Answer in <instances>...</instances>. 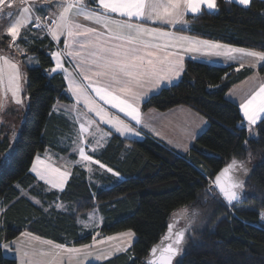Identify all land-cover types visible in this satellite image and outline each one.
<instances>
[{"label": "trees", "instance_id": "1", "mask_svg": "<svg viewBox=\"0 0 264 264\" xmlns=\"http://www.w3.org/2000/svg\"><path fill=\"white\" fill-rule=\"evenodd\" d=\"M216 5L213 12L187 16L184 32L264 52V0H252L248 8L226 0H216ZM28 35L34 42L16 43L38 66L27 68L29 107L13 147L4 127L0 129V156L11 153L0 170V244L24 231L59 244L90 243L93 233L81 234L78 220L98 209L104 219L100 237L126 230L136 235L126 252L100 264H147L150 250L168 243L163 238L173 215L185 209V223L174 231L185 228L191 217L195 222L181 245V264H264V123L258 122L249 134L238 104L227 98L232 88L253 75V68L187 60L178 83L162 89L142 107L143 111L154 108L163 112L185 106L207 119L206 130L185 154L150 137L114 135L93 156L118 172L122 180H99L101 185L114 183L100 187L77 166L62 192L43 193L31 167L46 148L65 152L58 139L70 130V124L52 109L58 101L70 100L63 76L50 72L55 44L40 31ZM10 44V38L0 37L2 52L13 48ZM259 73L264 77V63ZM233 158L243 163L244 170L234 171L243 186L240 200L230 207L213 180ZM21 190L39 198L45 207L60 201L67 208L47 210L22 197ZM0 264H17V260L6 257L0 247Z\"/></svg>", "mask_w": 264, "mask_h": 264}, {"label": "snow or ice", "instance_id": "2", "mask_svg": "<svg viewBox=\"0 0 264 264\" xmlns=\"http://www.w3.org/2000/svg\"><path fill=\"white\" fill-rule=\"evenodd\" d=\"M17 2L18 13L6 10L12 9ZM236 2L248 8L252 0H236ZM204 5L210 10L217 7L216 0H64L63 3L55 5L57 12L44 18L34 8L32 0H0V17H6L11 21L6 28V36L10 38V46L15 47L21 54L25 49L16 42L18 40L21 43L34 42L29 40L28 35L33 29L45 31L57 45L60 44L61 37H64L63 49L58 48L57 51L50 53L55 61V66L50 72L64 73L68 91L75 97L76 103L82 102L87 112L94 113L100 123L115 129V132L121 136L128 134L139 136L140 132L130 122L110 112L109 108L115 109L117 113H123L124 117L134 121L135 125H142L141 101L147 103L150 99L147 93L152 88H159L165 81L170 84L173 78L180 75L183 68L181 52L207 54L213 49H222L215 54L225 55L230 59L243 60L244 57H249L253 58L254 62H264V52L213 44L207 40L177 35L173 31L166 30V26L187 24L186 13L198 14L201 6ZM80 18L98 27L86 26L79 22ZM40 39L43 37L41 36ZM65 57L70 58L69 63L74 64L75 74L65 67ZM27 59L31 61L33 57L29 56ZM0 62H2L0 86L4 85L7 70L6 91H10L15 103L20 105L23 101L20 98L21 75L18 65L3 56H0ZM240 108L249 131L251 126L257 125L258 122L264 123V115H262L264 85L246 99ZM95 124L96 121L91 118H87L86 123L80 124L73 150L78 152L79 162L85 167L89 163L98 164L101 169L118 176V172L107 168L98 159H94L93 155L86 154L85 134L89 133V129ZM96 130L102 131L98 127ZM110 134L106 132L104 136ZM99 143L100 141H96L91 145L93 153ZM187 150L185 147V151ZM9 156L10 153L6 154L4 161H7ZM37 162L41 163L39 157ZM31 170L51 187L63 191L67 172H62L59 168H46L42 173L35 164ZM88 170L91 171V168ZM235 170L243 171L244 166L242 162L233 158L231 163L216 175L214 181L215 188L230 207H233L234 201L240 200V190L243 186V181L233 174ZM57 207L62 205L58 204ZM194 222V217H191L185 228L175 231L174 224H170L168 235L163 238L168 243L166 245L162 243L150 250L151 259L148 264H173V260L182 251L181 245L185 241L186 232ZM21 235L49 246L47 250L30 252L16 240L0 244V247L6 251L14 248L21 257V264H58L61 252L70 255L80 254L91 247L90 245L79 248L68 247L51 240H41L40 237L28 232ZM122 235L131 238L134 233L129 231ZM108 239L111 240L113 237ZM177 264L181 262L177 261Z\"/></svg>", "mask_w": 264, "mask_h": 264}, {"label": "rangeland", "instance_id": "3", "mask_svg": "<svg viewBox=\"0 0 264 264\" xmlns=\"http://www.w3.org/2000/svg\"><path fill=\"white\" fill-rule=\"evenodd\" d=\"M34 1H36V0H32V2H34ZM25 6H27V5H25ZM18 9H19V4L17 2V4L14 5V7L12 8V10H14L15 13H18ZM202 11H204V10H202ZM10 22L11 21H9L6 17H0V36H6V28L10 25ZM184 26H187V24H184ZM33 30H36V29H33ZM23 31L24 30H22V32ZM36 31H40L43 34H46L45 31H41V30H36ZM207 41H210L213 44L227 45V46L234 47V48H240V47L232 46L229 44H224V43L217 42V41H211V40H207ZM247 50H249V49H247ZM217 51H222V49H213L210 52H208L207 54H205V53H202V54H203V56L214 55L215 58H218V59H222V58L229 59V60H232V62H236V64H238L239 66H241V64H243V66H241V67L246 66V67L254 68L255 76L253 78H251L249 81L242 84L241 87L235 88L233 90V93H229V95H228V97L231 99L243 100L241 96L242 95H250L253 92V90L255 88H257V85L259 84L258 79H260V77H262L261 79L264 78L259 73V67L264 62H254L253 58H249V57H244L243 60H241L240 58L230 59L229 57H227L225 55H216L215 52H217ZM0 55L7 57L11 62L17 63L18 69H19V72L21 75V79H20L19 83H20V88H21L20 98L23 101L22 104H20V105L16 104L15 101L13 100L12 96H11V92L6 91L7 80L4 79V85L0 86V105H2V107H0V112L2 109H3V111L8 110L7 114H9V117H5V120H6V118L8 119L7 121L0 118V129H2L4 127V129L7 132V136L9 137L10 143L13 147L14 144L16 143V141L18 140L19 135H20L19 125L21 123V120L23 118L24 113L27 111V109L29 107V96H28L27 88H26L27 68L38 66V61L35 59L36 62L33 63L34 59H32L31 61L28 60L27 57H29L30 55L27 54V50L25 49V52L23 54H21L20 52H18L16 50L15 47L8 49V50H4L3 52L0 50ZM210 58H212V57H210ZM0 63H2V62H0ZM254 63H255V66H253ZM5 75L7 77V75H8L7 70L5 71ZM152 109H154V108H152ZM52 110L54 113H57V114L60 113V114L65 115L66 117H68L70 119V121L72 123H75L77 125V127H71L70 130L64 136H62L63 142H61L60 146L65 147V148H69L71 150V154H75L76 156H78V159L73 160L69 157V155H63L56 150L46 148V150L44 152L39 153L35 157L34 162L32 164V167L35 164L38 171H41L42 173L45 171L46 168H59L62 172H67L68 176H67V179L63 185V190L65 189V186H66L67 182L69 181V178L72 175V170H73L74 166H80V167L84 168L88 172V180L90 182L97 183L100 187H110L114 183H109L110 181H108V184L105 183V185H101L99 180L107 181L111 177H115V182H117L116 180H122V177L120 175L114 176V175H112V173L106 171L105 169H101L99 166L94 171L93 164H91V163H89L88 166L85 167L83 163L79 162L78 152L73 150L75 148L74 141L77 139V135L79 134L80 124L86 123L87 118H91L94 121H96V124L93 125L89 129V133L85 134L86 135L85 144L87 145L86 147L88 148L90 153H93L91 145L95 144L96 141H100V143L98 145H96V151L93 153L95 155L100 153L102 151V149L107 145L109 138L114 133H116L115 129H111V128H109L108 125L100 123L99 118L96 117L94 113L84 112L83 108L77 106V104L72 105V104H66L64 102L58 101L57 103H55ZM117 114L120 116L121 119H124V117L122 115H120L119 113H117ZM199 119L202 122L203 121L207 122V119L203 116H200ZM157 122L159 123V120H157ZM204 122H203V124H204ZM97 127L99 129H101L102 131H97L96 130ZM106 132L111 133V134L108 136H104V133H106ZM251 132L252 131L251 130L249 131V127H248V133L251 134ZM255 132H256V130H255ZM117 134H119V133H117ZM173 136L176 137L175 134H173ZM121 137L141 138V135L134 136V135L128 134V135L121 136ZM171 147L178 152H182V153L186 152L185 149H183L184 148L183 145H178V146L171 145ZM85 151H86V149H85ZM9 153L10 152H7V153H4L0 156V170L8 162L9 159L7 161H4V157L6 154H9ZM86 154H87V151H86ZM10 155H11V153H10ZM37 157L40 158L41 163L37 162ZM9 158H10V156H9ZM105 166L107 168H109L107 165H105ZM32 167H31V169H32ZM89 168H91V171L88 170ZM31 173L36 177V179H37L36 185L38 186L40 191H42L43 193L44 192L49 193L52 191H55L58 193L62 192L60 189L53 188V187H51L50 184L45 183V181L41 180L36 175V173L33 172L32 170H31ZM94 176H96V177L93 178ZM21 196L26 197L28 199H31L32 202L37 204V205L45 207V205L43 204V202L41 200H39V198H37V197L34 198V197L30 196V193L27 190H21ZM36 201H39V203H36ZM58 204L62 205V207L58 208L57 207ZM66 205L67 204H64L63 202L55 201V203H52L51 205H48L45 208L47 210L54 208L56 210L65 211L67 208ZM186 217H187V211L185 209L179 210L173 215L172 220H171V224H174V227H176V228L181 227L185 223ZM103 221H104L103 215L100 213V211L98 209L90 212L87 217L80 218L78 220V222H79V225L81 227V234L86 235L87 233L91 232L94 235L93 240L90 243H84V244H79V245H75V244H70V245L64 244V245H66L68 247H77V248H79L83 245H90L91 247L85 250V253H89V254L86 255L85 253H80V254H71L70 255L69 253L61 252L60 257L58 258V264H69L70 260H71V264H77L78 261H79V264H100V263L104 262L105 260L110 259V258H112V257H114L120 253L126 252L133 245V243L136 240V235L132 230H126V231L114 233L112 235L100 237L99 236L100 235L99 230L103 225ZM262 221L264 224V216H263ZM85 225H87V227ZM129 231L134 233L133 237L129 238V237L122 235L123 233H127ZM24 232L31 233L29 231H24ZM24 232H22V233H24ZM21 234L18 235L13 240H16L18 243H22L28 251L31 252L33 250H47L48 249V247H49L48 245L42 244V243H40V241L32 240L30 237H24ZM31 234L33 236L40 237L41 240H45V241L50 240V239L38 236L34 233H31ZM109 237H113V239L110 240V239H108ZM13 240L8 241V243H11ZM54 243H56V242H54ZM57 244H59V243H57ZM121 249H126V250H121ZM3 253L6 257H11V258L16 259L17 264H21V257L15 251L14 248L12 250H7V251L3 248ZM180 258H181V256L177 255V257L174 259V264H177V261H180ZM41 259H44V258H41Z\"/></svg>", "mask_w": 264, "mask_h": 264}, {"label": "crops", "instance_id": "4", "mask_svg": "<svg viewBox=\"0 0 264 264\" xmlns=\"http://www.w3.org/2000/svg\"><path fill=\"white\" fill-rule=\"evenodd\" d=\"M226 1L238 4L236 2V0H226ZM63 2H64V0H36V1L32 2V3L34 5V8L38 11V14L41 17L45 18L46 16L48 17V16L52 15L53 13L57 12L58 9L55 7V5L63 3ZM202 10H207V11L213 12V11L216 10V8L210 10V9H208L206 7V5H204V6H201V11ZM198 14L186 13L185 19H186L187 16L198 15ZM79 22L84 24V25H86V26L98 27L96 25H93L90 21L83 20V18H80ZM151 26H156V25H151ZM185 28H186V26H184V24H177L174 27L166 26V30L173 31L177 35H185V36H190V37H194L196 39L202 40V39H200V38H198V37H196L194 35H191V34H188V33L184 32ZM0 37H4V36H0ZM50 39H51V37H50ZM63 40H64V37H61V42H60L59 45H57V43L55 41H52L55 44V51H57L58 48L59 49H63ZM180 54L183 56V68H182V71H181L180 75L178 77L173 78L172 82L170 84L165 81V82H162V85L159 88H152L147 93V97H152L153 95L159 93L162 89H164L166 87H170V86L175 85L176 83H178V81L181 79V77H182V75L184 73L185 63H186L187 60H193V61L202 62V63H206V64H210V65H217V66L238 65V64H236V62H232V60H229V59H224V58L218 59V58H215L214 55L203 56L202 52H181ZM0 56H3V55H0ZM210 57H212V58H210ZM69 59L70 58H67V57L64 58L65 67L70 72H73L75 74L74 64L73 63H69ZM54 66H55V61H54ZM244 67H246V66H244ZM57 73L61 74L63 76V78H64V73L63 72L58 71ZM254 76H255V73L250 78L246 79L245 81H243L242 83H240L236 87L232 88L227 93V98L229 100L237 103L239 108H240V105L243 102H245L246 99H248L251 95H253L255 92H257L262 85H264V78L261 79L262 77H260V79H258L259 80L258 81L259 84L257 85V88H255L250 95H242L241 96L243 100L231 99V98L228 97V95H229V93H233V90L235 88L241 87L242 84H244L245 82L249 81ZM6 78L7 77L5 75L4 79L7 80ZM65 82H66V95L68 96L70 101L68 103H66V102H64V103L76 105L77 103H76L75 97H73L72 94L68 91L67 81L65 80ZM92 95H94V94H92ZM143 104H144V102L141 101L140 111H141V116H142V125H135V122L134 121H129L127 117H124L123 113H119V114L122 115L127 122H130V124L132 126H134L137 131L140 132L141 137H145V136L146 137H150L152 139H155V140L165 144L167 147H169L171 149H173L171 147V145H174V146L175 145L176 146L183 145L184 146L183 149H185V147H187V149L189 150L191 148V146L193 145V143L195 142V140L197 139V137L203 131H205L207 126H208V122H204L203 121L204 122V124H203V122L199 119V117L202 116V115H200L199 113H197L196 111L192 110L189 107L177 106V107H174V108H172L170 110L163 111V112L162 111H158L156 109H149V110L143 111V109H142ZM77 106L82 107L83 111L87 112V109H85L83 107L84 105H83L82 102L80 104H77ZM105 107H108V106H105ZM109 111L112 112L113 114H117L115 109H110L109 108ZM240 112H241V114L243 116L241 108H240ZM7 113H8V110L3 111V109H2L1 112H0V118L5 120V117H9V114H7ZM58 115L59 116L62 115L64 118H66V120L70 124V128L71 127H77V125L75 123H72L70 121V119L68 117H66L65 115L60 114V113ZM262 115H264V114H262ZM7 120L8 119L6 118L5 121H7ZM157 120H159V123L157 122ZM246 123H247V121H246ZM255 126L256 125L251 126V131L252 132H253ZM173 134H175L176 137H174ZM114 135H119V134L114 133L109 138V140ZM61 142H63V138L62 137L60 139H58V146L61 148L62 151L64 150L65 152H63V153H61V151H58V152H60L63 155H69V157L71 159H73V160H77L78 156H76L75 154H71V150L69 148H65V147L60 146ZM85 149L87 151V154L94 155L93 153L89 152L87 147ZM186 152H184V153L178 152V153L185 154ZM98 166H99L98 164H93L94 171L97 169ZM75 167H77V166H74L73 169ZM80 168H82V167H80ZM82 169H84V168H82ZM86 173H87V176H88V172L87 171H86Z\"/></svg>", "mask_w": 264, "mask_h": 264}, {"label": "water", "instance_id": "5", "mask_svg": "<svg viewBox=\"0 0 264 264\" xmlns=\"http://www.w3.org/2000/svg\"><path fill=\"white\" fill-rule=\"evenodd\" d=\"M235 176H238L236 173H233ZM216 177V176H215ZM215 177H214V180H213V184H214V181H215ZM239 177V176H238ZM214 186H215V184H214ZM217 191H218V189H217ZM219 193V192H218ZM222 197V196H221ZM234 202H236V201H234ZM162 243H159L158 245H156V246H160ZM155 246V247H156ZM151 259V256L149 255V257L146 259V263L148 264V261ZM173 264H174V260H173Z\"/></svg>", "mask_w": 264, "mask_h": 264}]
</instances>
